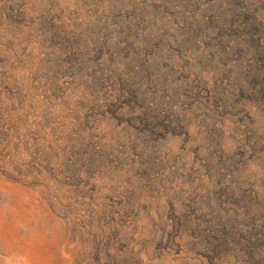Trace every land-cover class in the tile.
<instances>
[{"label":"rangeland","instance_id":"obj_1","mask_svg":"<svg viewBox=\"0 0 264 264\" xmlns=\"http://www.w3.org/2000/svg\"><path fill=\"white\" fill-rule=\"evenodd\" d=\"M0 264H264V0H0Z\"/></svg>","mask_w":264,"mask_h":264}]
</instances>
